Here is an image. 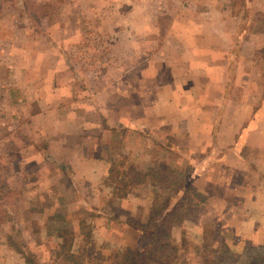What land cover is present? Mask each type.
Wrapping results in <instances>:
<instances>
[{
    "label": "rangeland",
    "instance_id": "rangeland-1",
    "mask_svg": "<svg viewBox=\"0 0 264 264\" xmlns=\"http://www.w3.org/2000/svg\"><path fill=\"white\" fill-rule=\"evenodd\" d=\"M244 1L236 0L233 9L239 11ZM124 2L0 0V209L12 211L22 231L20 239L36 253L38 260L48 264H117L121 254L112 257L116 234L113 232L107 237L102 232L101 225L105 224L102 218L91 217L85 204V207L77 208V204L73 206V203L60 199L62 193L74 196L70 172L67 171L68 175L51 165V168L47 167L45 156L35 153L30 139L23 138L22 130L26 127L29 130V126L22 127L13 118L16 106L11 101L10 92L20 99L13 91L16 85H32V89L43 90L45 94L40 95L46 96L44 100L50 99L54 107L63 105L65 111L79 101L92 103L94 94L102 107L110 108V84H126L135 78L126 73L130 66H135L133 63L139 52L134 56L132 53L137 49L145 53L155 52L160 40L143 32L145 27L141 23L147 18L142 17L138 27L129 25L133 18L126 13L128 3ZM247 2L253 13L250 18L253 22L245 23L246 35L240 38L245 39L244 42L233 51L232 46L235 47L236 43L229 38L227 43L212 38L213 48H227L224 52L229 50L232 60L228 75L203 76V82L211 81L213 85L215 82L225 84L222 79H230L229 92L214 91V106L199 111L202 113L198 119L202 122L197 123V130L195 125L189 124L175 140L176 147L185 155V159H179L180 164L176 160L178 167L182 173H193L188 182L205 198L200 205L190 207L186 219L171 230L181 254L187 259L195 255L198 247L206 251L214 247L220 249L226 244L244 256L245 253L260 254V250L253 246L264 244V0ZM230 18V24L234 25V19ZM155 24L159 37L170 27V21L162 16L161 23ZM127 38L133 39V45ZM140 56L137 57L139 63ZM40 70H43L42 74H39ZM89 89V94L85 95V90ZM128 92L125 88L119 91L123 96ZM228 93L230 105L220 107V98ZM121 109L124 114L125 108ZM222 111H226L223 122L219 119ZM109 114L116 116L115 113ZM89 117L94 119L95 114L91 112ZM95 128L90 132L91 139L76 142L79 141L88 154L98 152L113 161L115 172L107 183L123 174L133 176L141 172L131 157H116L117 152L125 147L121 139V136L125 137L124 133L109 137L107 127ZM215 131L217 140L214 139ZM243 132H246L244 138L241 137ZM208 137L212 144L215 142L213 155L196 154L206 151ZM39 142L44 149L45 143ZM132 145L137 144L132 142ZM190 151L195 153L192 155ZM160 157L161 160L166 158ZM170 163L173 164L165 163L169 169L172 167ZM172 172L168 170V173ZM60 183L64 184L63 191L56 189ZM118 184L124 186L122 181ZM137 189L134 202L139 206L132 214L142 219L148 214L153 192L148 187L138 186ZM92 190L83 187V195L88 200L99 195L93 194ZM118 203H107V207L124 220L133 203ZM88 205L94 207L96 204ZM56 210H60L58 218L52 217ZM42 224L45 229L49 226L48 233L40 231ZM56 226L66 231L67 242H70L71 233L81 235L72 244V258L57 256L56 248L61 239L55 237ZM116 228L122 231L121 227ZM9 229V222L0 221V264H26L20 253L6 244ZM126 234L120 237L126 248H137L146 241L132 230Z\"/></svg>",
    "mask_w": 264,
    "mask_h": 264
},
{
    "label": "crops",
    "instance_id": "crops-1",
    "mask_svg": "<svg viewBox=\"0 0 264 264\" xmlns=\"http://www.w3.org/2000/svg\"><path fill=\"white\" fill-rule=\"evenodd\" d=\"M124 1L128 3L126 13L134 19H131L129 25H137L142 17L147 18L141 23L145 27L143 32L151 35V38L158 37L160 40L155 52L145 53L140 52L139 49L132 50L134 51L133 56L138 52V55H142L140 56L141 62L137 60V55L133 63L135 66H130L126 71L135 78L127 81L126 84L115 82L110 84V108L102 107L100 100L95 98L94 94L91 98L92 103L79 101L65 111L63 105L56 104L57 106L54 107L50 99L44 100L46 96L43 98L40 95V93L45 94L43 90L32 89V85L27 87L16 85L13 91L19 94L20 99L17 95L13 97V93L10 92L11 101L16 106L12 114L13 118L22 127L29 126V130L27 127L22 130L23 138L30 139L35 153L45 156L47 167L51 165L56 170L66 168L70 172L71 185L75 191L74 196L69 197L62 193L60 199L63 202L73 203V206L77 204V208L86 206V212H91V217L103 219V224H105L101 225L102 232H105L107 237H110L113 232L116 234L112 248L114 258L127 247L121 244L120 237H124L130 230L136 233L133 229L126 227V221L130 214L133 216L132 213L138 210L139 205L134 202L138 186L151 188V185L149 183L132 184L130 185L134 188L130 189L132 191L128 190L124 197H115L113 188L119 184L112 180L107 183L111 179L113 161L98 152L88 154L80 142L76 141L91 139L90 132L96 129L95 127L101 130L107 127L105 130L109 131V137L119 132L125 134V137L121 136L125 147L117 152L116 157H131L132 161L134 160V163L139 165L137 170L162 169L165 163L172 162L170 169L180 172L182 169L178 165L181 163V157L184 158L185 155L183 156L181 148L176 147L175 140L181 136L182 130H185L189 124L195 125L197 130V123L202 122L198 119V115L202 113L199 111L214 106V91H222V94L223 91L224 93L229 92L230 79L228 78L222 79L225 84L215 82L213 85L211 81L203 82V76L211 78L214 74H225L231 67L232 59H230L229 50L224 52L227 48H213L212 38L224 41L223 43L229 42V38L232 43H236L235 47L232 46L234 51L239 44L244 42L245 39L240 38H245V23L251 22L250 18L253 16L247 0L241 3L239 11L233 9L236 0ZM161 16L170 21V25L168 24L170 27L164 32L165 35L159 37L155 23L159 21L161 23ZM230 17L234 19V25L230 24ZM242 22H244L243 25H241ZM127 40L133 45V39L127 38ZM239 52L241 53L242 50ZM42 73L43 70H40L39 74ZM121 88L129 90L126 96L119 93ZM90 90H85L84 94L88 95ZM222 97L218 105L223 108L230 105L229 93ZM121 108H125L124 114ZM91 112L95 114L94 119L89 117ZM109 113H115L116 116L113 117ZM225 113L226 111H222L219 114L221 122L225 121ZM39 128L44 130L37 132ZM245 134L246 132H243L241 137L244 138ZM216 135L215 131V140L218 139ZM109 137L107 136V139ZM206 139V151L201 150L196 154L213 155L215 142L212 144L211 138ZM39 141L45 143L44 149L40 147L42 143L39 144ZM132 142L137 145L134 147ZM225 151L228 155V150L225 149ZM194 153L190 151V154ZM160 156H166V158L161 160ZM172 157L173 160L169 161ZM55 161L58 162V166H54ZM192 174H190V179ZM194 175L197 178L198 175L195 173ZM63 185L58 184L56 189L63 191ZM83 187H91L93 194L99 193V195L88 200L83 195ZM65 189H67L66 186H64V191ZM111 202L133 203V206L126 212L127 218L119 219V215L107 207V203ZM89 203L96 205L90 207ZM116 226L121 227L122 231ZM80 237L81 235H76V238Z\"/></svg>",
    "mask_w": 264,
    "mask_h": 264
},
{
    "label": "trees",
    "instance_id": "trees-1",
    "mask_svg": "<svg viewBox=\"0 0 264 264\" xmlns=\"http://www.w3.org/2000/svg\"><path fill=\"white\" fill-rule=\"evenodd\" d=\"M58 165V162L55 161L54 166ZM168 170H170L169 166L166 165L162 169L136 172L133 176L123 174L112 180L117 183L119 181L124 182L123 187L116 185L113 188V195L117 198L124 197L132 184L149 183L153 192L152 203L147 216L141 219L130 214L126 221V227L136 231L138 236L146 238V241L142 242L137 248H126L120 253L117 264H264L263 243L253 246L255 250H260V254L248 255V253H245V255H248H244L247 257V261L244 260L243 255L234 252L226 244L220 249L215 247L208 249L211 250L210 252H207V249L205 251V249L198 247L197 252L191 259L183 256L181 249L172 236V227L182 223L186 219V211L190 207L200 205L205 198L197 193L193 184L188 182L190 174H187V172L182 173V171L174 172L173 170L172 173H168ZM64 171L68 174L66 168H64ZM114 172L113 168L111 170L112 175H114ZM40 210L43 211L44 209ZM55 212L57 213L52 217L58 218V215H61L60 210ZM0 221L10 223V229L6 234V244L20 253L26 264H48L38 260L36 253L30 250L20 239L19 236L22 231L10 209H0ZM118 222L122 224L121 221ZM45 224L49 225L47 222ZM40 228L43 233H48L49 226L45 229V225L42 224ZM62 229L60 226H56L55 229V237L58 240L61 239L58 242V248H56L57 256L61 255L63 257L65 255L67 258H72L74 254L71 253V248L76 239L75 233H71L70 242H67L68 235ZM248 248L246 247L247 250Z\"/></svg>",
    "mask_w": 264,
    "mask_h": 264
}]
</instances>
